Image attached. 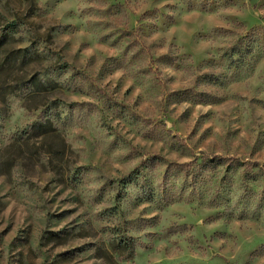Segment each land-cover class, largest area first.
<instances>
[{
    "label": "rangeland",
    "instance_id": "rangeland-1",
    "mask_svg": "<svg viewBox=\"0 0 264 264\" xmlns=\"http://www.w3.org/2000/svg\"><path fill=\"white\" fill-rule=\"evenodd\" d=\"M0 264H264V0H0Z\"/></svg>",
    "mask_w": 264,
    "mask_h": 264
},
{
    "label": "trees",
    "instance_id": "trees-1",
    "mask_svg": "<svg viewBox=\"0 0 264 264\" xmlns=\"http://www.w3.org/2000/svg\"><path fill=\"white\" fill-rule=\"evenodd\" d=\"M153 190H151V192H152ZM152 194V193H151Z\"/></svg>",
    "mask_w": 264,
    "mask_h": 264
}]
</instances>
